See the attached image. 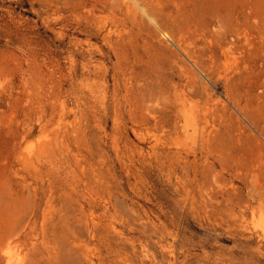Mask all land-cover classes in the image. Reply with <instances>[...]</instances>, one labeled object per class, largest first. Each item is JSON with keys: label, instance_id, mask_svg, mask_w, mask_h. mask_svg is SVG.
<instances>
[{"label": "rangeland", "instance_id": "rangeland-1", "mask_svg": "<svg viewBox=\"0 0 264 264\" xmlns=\"http://www.w3.org/2000/svg\"><path fill=\"white\" fill-rule=\"evenodd\" d=\"M0 264H264V0H0Z\"/></svg>", "mask_w": 264, "mask_h": 264}]
</instances>
